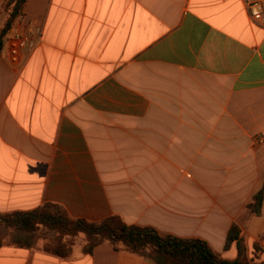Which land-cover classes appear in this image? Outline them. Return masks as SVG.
<instances>
[{"label": "crops", "instance_id": "0c3cea01", "mask_svg": "<svg viewBox=\"0 0 264 264\" xmlns=\"http://www.w3.org/2000/svg\"><path fill=\"white\" fill-rule=\"evenodd\" d=\"M10 28L28 45L16 62L0 48V213L116 215L226 261L235 225L264 263V201L247 209L264 187V0H26ZM4 228L0 264H155L108 242L59 257Z\"/></svg>", "mask_w": 264, "mask_h": 264}, {"label": "trees", "instance_id": "16d2710c", "mask_svg": "<svg viewBox=\"0 0 264 264\" xmlns=\"http://www.w3.org/2000/svg\"><path fill=\"white\" fill-rule=\"evenodd\" d=\"M25 1L8 0L5 3L6 19L3 32L10 28ZM263 201L264 187H261L253 194L247 209L252 215H258ZM0 225L23 231L29 238H32L40 228L55 231L56 234L69 238L83 234L85 243L82 251L86 254H90L95 246L108 242L115 250L143 254L155 264H253L248 258L246 245L239 237V230L235 225L230 227L224 244V248H227L233 241L235 242L237 256L233 261L220 258L205 241L200 239L162 235L151 227L126 224L116 215L98 222L74 220L59 206L48 203L28 212L0 213ZM20 241L17 240V243ZM57 243L44 249L59 257L68 256L71 252V244L61 239ZM254 247L256 251L260 250L257 245Z\"/></svg>", "mask_w": 264, "mask_h": 264}, {"label": "built area", "instance_id": "2783aa9c", "mask_svg": "<svg viewBox=\"0 0 264 264\" xmlns=\"http://www.w3.org/2000/svg\"><path fill=\"white\" fill-rule=\"evenodd\" d=\"M246 8L253 21L261 18V8L258 3H247ZM1 28L0 26V48L5 43L8 47L10 61L16 62L19 51L26 49L28 45V34L21 28H9L5 32Z\"/></svg>", "mask_w": 264, "mask_h": 264}, {"label": "rangeland", "instance_id": "374dc122", "mask_svg": "<svg viewBox=\"0 0 264 264\" xmlns=\"http://www.w3.org/2000/svg\"><path fill=\"white\" fill-rule=\"evenodd\" d=\"M2 17L4 18V16H2ZM2 226H4V225H1V228H0L1 229L0 233L2 235V238L4 237L6 239H10V236H12V235L6 233V231L4 230L5 226L4 227H2ZM6 228H8V227H6ZM19 234L24 235L25 233L23 231H19ZM26 235L28 236V234H26ZM30 239L34 242L42 243L44 245V247H46V246L52 247L53 245L58 244L57 241L60 239L62 241L68 242V244H71V246L77 245L79 243L82 244V246H83L85 243V237L83 234H78L74 237L69 238V237L60 236V235L56 234L55 231L48 230L46 228H40L32 238L30 237Z\"/></svg>", "mask_w": 264, "mask_h": 264}]
</instances>
